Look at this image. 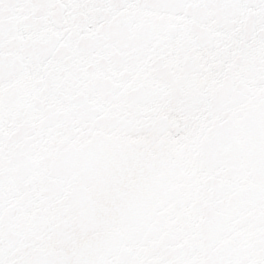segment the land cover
Returning <instances> with one entry per match:
<instances>
[{"label": "snow or ice", "instance_id": "obj_1", "mask_svg": "<svg viewBox=\"0 0 264 264\" xmlns=\"http://www.w3.org/2000/svg\"><path fill=\"white\" fill-rule=\"evenodd\" d=\"M0 264H264V0H0Z\"/></svg>", "mask_w": 264, "mask_h": 264}]
</instances>
